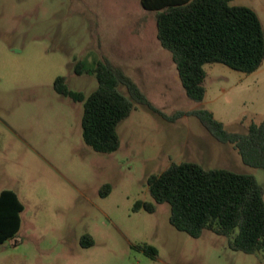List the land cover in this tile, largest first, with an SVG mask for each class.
<instances>
[{"label":"rangeland","instance_id":"374dc122","mask_svg":"<svg viewBox=\"0 0 264 264\" xmlns=\"http://www.w3.org/2000/svg\"><path fill=\"white\" fill-rule=\"evenodd\" d=\"M231 4L252 9L264 28V0ZM103 59L166 116L208 110L238 134L264 118V60L251 74L205 65V95L194 102L156 38L154 12L139 0H0V192L13 191L23 206L18 232L0 244V264H264L262 254L230 250L226 237L177 231L168 204L133 211L137 201L154 203L147 178L171 163L252 175L263 190L264 168L245 165L196 117L169 122L136 103L117 127L118 150L92 151L81 138L82 103L53 84L64 77L88 96L96 78L74 65ZM84 236L90 247L81 246Z\"/></svg>","mask_w":264,"mask_h":264},{"label":"trees","instance_id":"16d2710c","mask_svg":"<svg viewBox=\"0 0 264 264\" xmlns=\"http://www.w3.org/2000/svg\"><path fill=\"white\" fill-rule=\"evenodd\" d=\"M232 1L139 0L144 10L154 12L156 38L170 53L185 95L194 102H201L205 95V65L222 64L251 74L263 63L264 28L258 16L248 7L232 5ZM74 72L94 75L96 89L88 96L71 91L64 77L55 79L53 89L82 103L81 138L92 151L111 154L118 150L117 127L136 103L169 122L183 116L196 117L214 139L231 144L245 165L264 168V118L259 124H251L245 134L230 133L208 110L166 116L109 60L87 69L76 62ZM147 186L154 203L137 201L133 211L154 213L155 204H168L169 223L177 231L193 239L210 231L226 237L230 250L262 254L264 260V190L252 175L180 162L149 176ZM107 193L108 187L103 186L100 195ZM22 210L13 191L0 192V244L18 232ZM80 244L90 247L92 242L84 236ZM141 249L151 256L156 254L150 246Z\"/></svg>","mask_w":264,"mask_h":264}]
</instances>
